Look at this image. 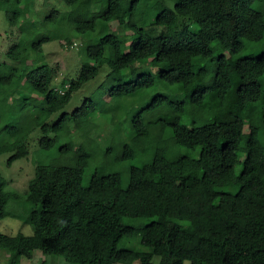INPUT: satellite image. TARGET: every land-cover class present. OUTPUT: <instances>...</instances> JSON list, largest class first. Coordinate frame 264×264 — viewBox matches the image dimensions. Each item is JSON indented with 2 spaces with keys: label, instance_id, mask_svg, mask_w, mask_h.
<instances>
[{
  "label": "trees",
  "instance_id": "obj_1",
  "mask_svg": "<svg viewBox=\"0 0 264 264\" xmlns=\"http://www.w3.org/2000/svg\"><path fill=\"white\" fill-rule=\"evenodd\" d=\"M7 2L0 0V13L11 34L28 36L7 49L0 71V134L10 139L0 155L11 153L9 165L27 157L39 131L48 159L36 162L23 194L5 191L0 173V220L14 198L11 214L33 229L0 232L6 264L35 251L69 264H264V53L246 52L264 45V0H144L141 12V0H107L95 11L94 0H64L70 9L48 13L46 35L24 0L17 10ZM150 4L156 14L145 10ZM68 22L96 40L77 79L58 84V65L42 62L39 51ZM82 89L91 96L63 112ZM96 91L103 106L121 100L120 109L98 113ZM14 100L25 107L13 114ZM114 115L128 124L103 133ZM77 117L93 132L103 128L99 137L119 172L82 146L85 135L70 148L57 134ZM253 120L261 124L245 131ZM63 152L66 164L57 160Z\"/></svg>",
  "mask_w": 264,
  "mask_h": 264
},
{
  "label": "rangeland",
  "instance_id": "obj_2",
  "mask_svg": "<svg viewBox=\"0 0 264 264\" xmlns=\"http://www.w3.org/2000/svg\"><path fill=\"white\" fill-rule=\"evenodd\" d=\"M24 1H25L24 6L30 10L28 19H31L32 24H34L36 28L39 29L38 32L44 35H46L48 32V30L43 25L45 23V18L47 17L48 13L52 9H56L60 12H67L70 9L66 5L64 0H50V1L36 0L33 4L31 3V0H24ZM106 2L107 0H94V2L91 4V10L92 11L99 10L100 8L106 5ZM143 4H144V0H141V2L137 5V11L141 12L140 10L143 9ZM167 4L170 9H174V2H167ZM18 8H21V6L18 5L17 0H8L6 9L17 10ZM145 10L151 14L157 13V10H154L152 4H150L147 7L145 6ZM111 29L112 30L118 29L117 22L111 23ZM10 30H12V28L10 27L9 22L5 18V11H2L0 13V71H6L5 65H2V63L4 62L8 63V59L6 58L5 55L7 49L11 45H13L14 42H17L18 39H20V37L26 38L28 36L26 32H24V34L19 35V29L17 28L16 29L13 28V34H11ZM97 34L100 35V32H97L96 34L93 35L96 36ZM65 39H69V41L73 45H70L67 42H65L64 41ZM94 40L96 39H94L93 36L90 37L87 35H82L77 33L75 26L73 25L72 22H68L64 26L57 28L53 32H50V40L41 46L39 52L40 54H42L41 55L43 58L42 62H48L53 66L58 65L59 67L58 76H57L58 84H60V81L66 75H69L70 80L77 79V72L82 66V60H83L85 48L89 43H92ZM252 50L253 51L258 50V53H256L257 55L262 54L264 53V45L252 44V46L249 47L246 52L249 53ZM102 80H103V76L100 77L98 80H94L93 82H91V84L93 83L91 85L92 89H95ZM263 82H264V78H263ZM102 93L103 92H98V91L95 92V97L98 98L96 99V101L98 102V104H96L98 113L102 112L103 109H108V108L114 110L115 108L118 107L120 109L121 100L115 101L114 105L113 106L111 105L108 108L106 106H103V104L100 103L99 101V99L102 96ZM48 94L52 95L53 92H50ZM86 96L90 97L91 95H89V91L88 92L84 91V89L75 93L71 103L69 104V106H67V108L63 112L68 113V111H70L73 113L76 107L78 106L80 107L82 105L81 100L82 101L85 100V98H87ZM105 100L110 101L111 96L107 95L105 97ZM41 102L45 104V98L42 97L41 99H39L37 106ZM23 107H25L24 100H22V103H18V101L14 100L13 106L11 107L12 109L11 113L13 114L17 113L18 110ZM130 112L128 116L130 115ZM84 114L87 116L90 115L88 112H85ZM166 119L169 120L168 118ZM5 121H6L5 119L1 121L0 128L4 127V125L6 124ZM124 121L125 119H119L115 115L112 116L110 123L104 124L107 131L103 133H108L110 130H112L113 127H115L117 130H121V129L123 130L124 126L128 124V120L127 122ZM97 122L100 123V120H98ZM260 124H261V120L246 121L245 131L248 132L251 126H259ZM101 129H99L98 132H93L91 126L87 125L82 118L77 117L74 119V122L72 124L68 122H64L63 125L56 132L62 137V139L67 143V145L70 148H74L77 146L75 144L76 137L81 138L82 134L85 135L86 137L85 138L83 137V139H81L82 146L85 149L93 148L101 157V160L104 165L109 166L112 172H119L120 170L119 165L116 162H114L112 156L110 154H107L105 151V143H104L105 140L103 139L104 137H99V134H101ZM114 133L117 134L116 131ZM39 136H41V133L37 131L35 134H33L32 138L30 139L29 141V145L31 146L30 154L25 158L15 160L11 165L8 164V159L11 153H4L0 155V173L7 181L5 191L7 192L16 191L19 194H23L28 187L30 179L34 176L36 162L39 161L40 159L41 160L48 159L47 157L48 152L42 150L40 146ZM9 140H10L9 133L7 130H5L3 134H0V143H5ZM186 152H189V150L187 149L180 150L178 151L176 157H181ZM57 160L60 164H66L68 160V152H63L62 154L58 155ZM124 178L125 181H127L126 177ZM15 202H16L15 199L12 198L9 204L7 205L8 215L4 219L0 220V232L9 235H16L18 233H23L25 235H32L33 234L32 227L28 223H24L22 220L11 214L10 210L12 209V206H13V210L17 209L16 205H13ZM149 222H150L149 220L141 221V223L143 224ZM6 259H7V255L0 252V264H6L7 261ZM45 260L48 262V264H69L62 257H59L57 259H52L50 257L44 256L41 251H35L33 258L29 259L23 257L21 264H42L43 261ZM155 262L158 263V260H155ZM134 264H140V263L136 262ZM185 264H190V262L187 261L185 262Z\"/></svg>",
  "mask_w": 264,
  "mask_h": 264
}]
</instances>
